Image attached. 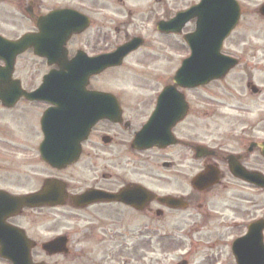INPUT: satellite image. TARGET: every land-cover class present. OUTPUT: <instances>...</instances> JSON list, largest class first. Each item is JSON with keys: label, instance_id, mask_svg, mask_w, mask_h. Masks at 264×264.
<instances>
[{"label": "flooded vegetation", "instance_id": "obj_1", "mask_svg": "<svg viewBox=\"0 0 264 264\" xmlns=\"http://www.w3.org/2000/svg\"><path fill=\"white\" fill-rule=\"evenodd\" d=\"M13 2L0 0V37L40 40L16 58L14 77L23 82L15 76L21 63L28 90L51 70L90 67L92 58L143 40L121 66L90 76L85 90L91 95L113 92L99 79L126 68L130 57L145 60L151 36L159 35L156 22L197 0ZM239 3L238 26L248 10L257 18V7ZM193 23L178 36L192 32ZM241 64L246 96L233 97L239 103L250 97L254 108L220 103L225 111L214 112L218 124L210 123L209 101L202 98L204 108L195 110L190 96H183L187 111L176 121L177 103L167 96H46L57 102L22 96L8 108L0 101L7 116L0 115V240L5 235L14 247L8 251L0 242V264H142L147 239L159 240L161 228L169 227L161 221L180 216L186 225L171 227L186 228L192 241L206 245V252L188 253L187 264H227V258L239 264L234 242L250 223L264 220L263 183L239 175L252 172L264 182V96H258L264 94V63ZM25 114H32V124L24 123ZM27 197L33 203H24ZM262 237L261 245L258 238L239 245L240 253L250 252L251 264L264 263V230Z\"/></svg>", "mask_w": 264, "mask_h": 264}, {"label": "rangeland", "instance_id": "obj_2", "mask_svg": "<svg viewBox=\"0 0 264 264\" xmlns=\"http://www.w3.org/2000/svg\"><path fill=\"white\" fill-rule=\"evenodd\" d=\"M9 1L13 2V0ZM243 1L246 3V6L257 7L263 0ZM180 3L177 5H180ZM247 13L244 20L240 22V26L237 27L231 38L226 42L223 50L230 54L242 55V61L263 60L264 63V18H260V16L254 18L250 10H248ZM249 22L251 25L250 31L248 32L246 29L249 28L247 25ZM191 27H194V23ZM151 39L152 42L150 41L149 47L145 49V51L149 53L145 54V60L139 61L137 58L130 57L125 66L126 68L115 69L112 75L101 77L99 82L110 87L118 96H155L156 91L164 82L171 81L175 67L181 62L180 60H182V57L187 52V48L180 46V37L176 39H167L151 36ZM140 55L145 56L143 54ZM237 69L224 79L213 81L203 87L184 91L186 96L193 98L195 110L204 108L205 104L202 103V98L209 101L207 102L205 100L207 103H210V107L212 105L214 108L210 111L211 124H218L220 121V117L214 113L218 106H215L213 103L219 105L222 103L231 108H235L237 105L242 107L243 104H248L249 107L247 109L250 110L252 108L250 106V97H243L240 103L233 97L246 96L244 95L246 92L244 84L239 80V70L241 68ZM15 76L23 79L25 87L31 86L28 84L27 74L22 70L21 63L18 66ZM262 96H264V94ZM20 110L26 111L24 108H20ZM220 110H224L221 108V105L217 112H220ZM15 114H17V112ZM0 115H3L4 118L7 117L2 111ZM22 120L24 123L32 124L33 116L32 114H25L22 116ZM186 221L187 219H185L184 216L175 219H166V221L162 220L161 225L165 224L169 226L166 229L176 231L177 241L157 240L155 238L150 242L148 240L145 243L147 258L142 261V264H171L179 260L181 256H185L188 252H202L201 245H196L186 238V228L171 227V225H174L176 222H183L182 224L186 225ZM227 231H230V233L232 232L230 228H228ZM132 261L133 260H131V264H138V262ZM226 262L227 264H234L233 261L228 258Z\"/></svg>", "mask_w": 264, "mask_h": 264}, {"label": "water", "instance_id": "obj_3", "mask_svg": "<svg viewBox=\"0 0 264 264\" xmlns=\"http://www.w3.org/2000/svg\"><path fill=\"white\" fill-rule=\"evenodd\" d=\"M264 14V7L261 9ZM197 17V30L193 34L187 35L186 39L189 41L192 47V54L189 58H187L182 67L178 70L175 76V83L182 87H196L201 84L208 83L212 79H217L224 77L226 73L236 65L237 60L226 56L221 53V47L223 40L229 35L231 30L236 26L239 17H240V8L238 3L235 0H201L199 4L194 6L188 11H185L179 16L171 20L169 22H161L159 28L165 31H180L183 24L193 18ZM175 22L178 26H175ZM28 45L25 40L22 42H18V44H10L1 41L0 53L4 58L7 59V63L12 64V59L22 50H24ZM137 46V45H136ZM129 51L127 47L123 46L117 52H115L112 57H104L98 59L96 64L92 62V66L90 68L84 67H75L68 68V73H60L53 75L54 78V86L50 87L52 81H47L44 83L41 89L37 92H59L61 90L62 85H59L57 82L62 79V75L65 77L69 76L70 78L77 79L76 82L70 83L71 89H67V91H71L75 93L76 91L82 93L81 88H83V82L79 81V79L87 77L90 72L87 70H91V73L99 72L101 69L105 68L107 65H116L120 64L123 56ZM10 57V58H9ZM12 73V68L1 69L0 68V98L3 100L4 104L10 105L13 101V97L20 96L27 93L22 91L18 86L16 81H12L10 79ZM52 76L48 77V80L51 79ZM63 84V82H62ZM58 86V87H57ZM167 89L164 94H168L170 91ZM62 93L65 91H61ZM36 95V94H34ZM88 96H113L110 94H102V93H92V95ZM177 96H183L181 93H177ZM243 176L247 179H252L250 174L243 173ZM250 233L247 237L258 238V243L261 241V231L264 228V221L257 223L256 225H252L250 227ZM3 235L0 242L8 249V251H12L14 247L13 243H8L5 241ZM22 236V235H21ZM239 243H241L239 241ZM251 245V242L248 240L247 242H243L240 245ZM12 253V252H10ZM246 260L244 258H240L242 264H248L247 256Z\"/></svg>", "mask_w": 264, "mask_h": 264}]
</instances>
